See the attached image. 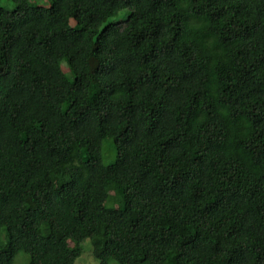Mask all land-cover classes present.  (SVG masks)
<instances>
[{"label": "trees", "instance_id": "obj_1", "mask_svg": "<svg viewBox=\"0 0 264 264\" xmlns=\"http://www.w3.org/2000/svg\"><path fill=\"white\" fill-rule=\"evenodd\" d=\"M9 2L0 264H264V0Z\"/></svg>", "mask_w": 264, "mask_h": 264}, {"label": "rangeland", "instance_id": "obj_2", "mask_svg": "<svg viewBox=\"0 0 264 264\" xmlns=\"http://www.w3.org/2000/svg\"><path fill=\"white\" fill-rule=\"evenodd\" d=\"M37 1V0H31V2ZM40 3H46V0H38ZM2 5L10 6L9 0H1ZM126 10H120L116 15L109 18V21H115L116 19H122L126 16ZM62 68L66 70V66L63 64ZM111 159L110 154H103L102 161L104 163H107ZM53 180L60 184L62 181L60 178L54 177ZM103 206L107 207H115L116 206V198L114 191L110 184H106V195L105 199L102 203ZM68 246L74 247L75 241L74 240H68L67 242ZM78 245L81 249L80 255L75 259L74 264H98L99 260L95 258L92 254V245L88 238L82 239L78 242ZM28 262V255L26 253L20 252L15 256V264H27ZM108 264H117L114 260H109Z\"/></svg>", "mask_w": 264, "mask_h": 264}]
</instances>
